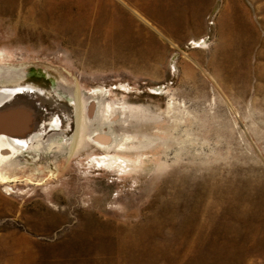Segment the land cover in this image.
Returning a JSON list of instances; mask_svg holds the SVG:
<instances>
[{
  "label": "rangeland",
  "instance_id": "rangeland-1",
  "mask_svg": "<svg viewBox=\"0 0 264 264\" xmlns=\"http://www.w3.org/2000/svg\"><path fill=\"white\" fill-rule=\"evenodd\" d=\"M227 2L0 0V86L74 111L0 166V264H264V0Z\"/></svg>",
  "mask_w": 264,
  "mask_h": 264
},
{
  "label": "water",
  "instance_id": "water-1",
  "mask_svg": "<svg viewBox=\"0 0 264 264\" xmlns=\"http://www.w3.org/2000/svg\"><path fill=\"white\" fill-rule=\"evenodd\" d=\"M73 112L45 88L28 82L0 86V136L20 145L21 151L50 132L68 131Z\"/></svg>",
  "mask_w": 264,
  "mask_h": 264
},
{
  "label": "bare ground",
  "instance_id": "bare-ground-1",
  "mask_svg": "<svg viewBox=\"0 0 264 264\" xmlns=\"http://www.w3.org/2000/svg\"><path fill=\"white\" fill-rule=\"evenodd\" d=\"M233 2V0H228L227 4L230 5ZM234 4V3H233ZM232 4V5H233ZM77 93H75L76 96ZM78 97V95L76 96ZM76 99V107H75V119L77 118L78 114H79V108L80 105L79 104V99ZM95 106V105H94ZM85 107V106H84ZM95 108V107H94ZM84 109V108H83ZM94 110V109H93ZM84 112L85 109H84ZM85 114V113H84ZM81 118V117H80ZM81 122V121H80ZM77 124V123H76ZM80 124V123H78ZM76 129V128H75ZM78 132V131H77ZM78 135V134H77ZM95 142L101 146V148L105 149L107 147V145L110 143V139L108 136H96ZM32 143V141H31ZM42 143V142H41ZM74 143V142H73ZM76 143V142H75ZM40 144V142L38 141V143L34 146V148L38 147ZM30 147V146H29ZM73 148V145H72ZM21 146L17 145L14 141H12L10 138H5V136H0V166L1 164L7 160L8 158H13L15 156L20 155L21 152ZM8 163V162H7ZM7 176L2 172L1 167H0V182H5L7 180Z\"/></svg>",
  "mask_w": 264,
  "mask_h": 264
}]
</instances>
